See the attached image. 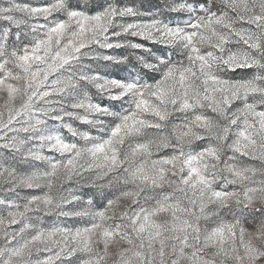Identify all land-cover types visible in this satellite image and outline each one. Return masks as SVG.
Here are the masks:
<instances>
[{
    "label": "snow or ice",
    "instance_id": "6c2138e0",
    "mask_svg": "<svg viewBox=\"0 0 264 264\" xmlns=\"http://www.w3.org/2000/svg\"><path fill=\"white\" fill-rule=\"evenodd\" d=\"M195 2L0 0V264H109L121 241L113 264H264L239 222L200 227L264 199L239 163L264 160V0ZM92 168L155 195L120 223L118 200L62 218L61 179Z\"/></svg>",
    "mask_w": 264,
    "mask_h": 264
},
{
    "label": "clouds",
    "instance_id": "9594fccd",
    "mask_svg": "<svg viewBox=\"0 0 264 264\" xmlns=\"http://www.w3.org/2000/svg\"><path fill=\"white\" fill-rule=\"evenodd\" d=\"M177 3H190L193 8L196 7L195 0H159L161 5L160 9L161 18H164L169 14L168 6L175 5ZM183 15L187 17L188 13L184 12ZM131 64H136V68L129 67L131 71H138L139 65L134 57L128 58ZM73 127L79 128V122H75ZM66 131V130H65ZM25 148L35 149L36 145L31 141H26ZM195 150V145H189L186 151L191 152ZM47 155V152L44 153ZM230 155V154H229ZM228 161H225L227 163ZM242 167L253 169V173L248 178V184L251 186H258L264 183V160H239ZM47 161H38L37 166L40 171L43 172L46 168ZM223 164L219 165L215 169H210L209 172L215 180V186H219L220 189L226 191H240L241 189L233 185L224 182L220 168ZM99 170L92 168L90 171H85L83 174H77L70 179H61L58 187L60 196L62 197L60 213L63 214L62 218L69 220L87 221L92 219L93 214L97 211V202H103L105 200H118V207L114 214H112L111 220L108 223H120L122 220L121 212L135 211L138 203H146L148 199L152 198L155 193L150 192L148 189L141 190L140 197L137 201L126 199L122 193L128 191H135L134 187L127 184L123 180V173H113L108 177H105L102 181H96L95 176ZM87 193V194H86ZM165 193L170 198H180L181 194L172 191L171 189H165ZM86 213V214H85ZM162 221L168 219L167 216L160 217ZM226 221H236L241 224L246 232V239L250 241L255 247L264 249V199H257L251 205H244L235 202H230L223 206L216 204L215 202L209 205V210L206 216L201 219L200 227L201 232L215 227L218 223ZM126 241H121L120 245H113L111 248V259L109 264H113L118 260V248L123 246ZM102 247V245H101ZM208 257H212L215 253V249H206Z\"/></svg>",
    "mask_w": 264,
    "mask_h": 264
},
{
    "label": "rangeland",
    "instance_id": "374dc122",
    "mask_svg": "<svg viewBox=\"0 0 264 264\" xmlns=\"http://www.w3.org/2000/svg\"><path fill=\"white\" fill-rule=\"evenodd\" d=\"M17 3H27V4H31L33 6H38L40 4H42L44 2V0H16ZM153 3H159V0H152ZM21 15V14H18ZM175 15V14H173ZM40 22H43L42 20Z\"/></svg>",
    "mask_w": 264,
    "mask_h": 264
}]
</instances>
